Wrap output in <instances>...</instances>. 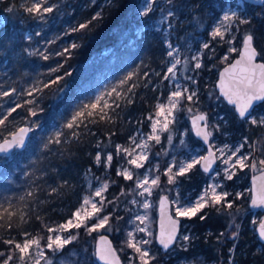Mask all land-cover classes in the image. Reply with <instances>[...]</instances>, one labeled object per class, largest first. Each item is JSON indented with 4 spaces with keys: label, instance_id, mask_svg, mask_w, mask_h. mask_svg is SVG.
<instances>
[{
    "label": "trees",
    "instance_id": "obj_1",
    "mask_svg": "<svg viewBox=\"0 0 264 264\" xmlns=\"http://www.w3.org/2000/svg\"><path fill=\"white\" fill-rule=\"evenodd\" d=\"M33 2L0 0V43L8 42V46L0 50V92L11 93L0 96V102L8 100L14 107L24 105L8 116L5 123L17 121L30 126L41 125L40 129L34 131L24 150H17L10 157H0V205L8 207L11 204L13 209L23 210L26 220V223H21L18 217H14L11 228L0 227V251L6 253L10 246L5 245L4 240L14 238L22 241L25 231L46 237L45 224L56 226L71 216L83 193L84 172L96 168L95 157L98 153L105 156L112 152L115 155L117 144L128 142L137 127L133 125L134 121L154 113L158 92L153 90V83L145 85V81H142L136 96L127 104L130 110L123 118L117 114L111 121L98 118L89 129L81 126L78 138H70L68 130L61 136L59 144L48 143L47 133L56 126L65 125L70 116L81 105L91 101L108 81L117 80V77L133 71L140 63H149L148 67H153L157 65V52L162 61L166 54L162 43L156 44L151 33L142 30L148 24L149 17L139 14L141 0H47V6H54L52 13L45 14L49 18L47 22L26 11ZM189 4H194L201 22L208 19L209 27L226 6V0H190ZM255 7L260 11L261 6ZM97 13L99 18L93 19ZM2 16H5V22L1 21ZM250 20V24L240 25L239 32H245V27L254 30L255 44L261 51L260 59L264 61V44L259 37L264 34V15L255 13ZM88 21L91 23L86 29L71 31ZM179 23L180 20H176V25ZM27 36H31L30 41L26 39ZM73 43L77 45L76 48L71 47ZM227 47L228 44L224 43L218 54L222 55ZM65 48L69 49L68 53L57 55ZM29 52L33 54L29 55ZM40 53L48 55L49 59L44 60ZM238 54L233 53L230 62ZM219 66L222 67V64ZM57 67L59 71L50 74V69ZM56 76H63L64 79L43 88L42 92H34L32 96L25 94L33 85L47 83ZM39 86L42 87V83ZM61 88L63 91H59ZM27 100H34L35 104L28 105L25 103ZM28 108H36L37 116H31ZM231 122L228 133L246 132L243 120L236 113H233ZM5 130L4 127L0 128L3 134ZM113 166L117 187L122 181L115 175L116 164ZM201 186V180L194 184L197 189ZM111 199L118 200L114 185L108 191V200ZM112 205L108 211H113L115 218L112 217L114 227L109 235L115 247L122 250L126 243L123 245L119 241L124 243L126 240L128 220H118L119 211L114 202ZM204 213L207 214L205 220H200L199 216L188 220L193 228L192 243L188 249L179 250L180 257H200L207 263L264 264V248L262 252L255 251V245L247 250L240 249L250 241L244 232L237 238L240 242L236 245L235 255L229 253L236 240L228 237V229L230 226L236 227L239 219L234 221V217L223 209L207 208ZM4 223L0 221V224ZM223 231H226V235L220 234ZM82 237L84 242L85 238L96 239L94 236ZM250 238L256 239L253 235ZM167 255V252L161 251L152 264H172L174 259L166 260Z\"/></svg>",
    "mask_w": 264,
    "mask_h": 264
},
{
    "label": "rangeland",
    "instance_id": "obj_2",
    "mask_svg": "<svg viewBox=\"0 0 264 264\" xmlns=\"http://www.w3.org/2000/svg\"><path fill=\"white\" fill-rule=\"evenodd\" d=\"M146 3L147 0H141V3L139 4V13L144 9V5ZM189 3L190 0H185L182 2L181 0H172L171 3H168V0H156V3L153 5V12L148 16L149 22L148 24L143 26L142 30L150 32L152 39L156 44L160 42L162 43V46L166 52L165 60L162 61V57L157 52V56L155 59L157 65L148 67L149 63H145L144 65L142 63L138 64V66L135 67L133 71L129 70L128 72H125L117 77V80L112 79L108 81L97 92V94H95L91 101H88L83 105L94 102L97 97H102L101 106H103L105 100L109 104H113V100L116 97V92H119L123 94V98L117 101L120 104V107L116 108L113 105L112 109H106L105 111H107L111 117L117 114L120 118H123L130 110L129 105H127L128 100L130 99L132 101L136 96V90L139 88L142 81H145V85L153 83V90H157L158 92V99L155 104V110L158 103H167L168 97L171 95L172 91L176 90L177 86H179L181 89L187 87L190 91L195 90L197 93V97L193 101L181 102L179 109L175 112V123L170 125L169 132H162L160 134V143L149 141L150 147L147 150L149 156L148 161L144 162V168L135 169V166L127 164V160L131 157H128L123 153L118 154L117 152L115 155L112 152H108L113 156L111 166L109 167L104 163L106 155L108 153L105 156L101 155V162L95 163L96 168L87 169L82 175L83 193L81 195L80 203L77 208L82 203L83 197L89 195L92 191H94L95 188L100 187L102 183L109 184L108 190L104 193V196L107 197L108 200V191H110V188L114 185L115 189H117L118 200L111 199V201H113L117 206V212L119 211L117 213L119 215L118 217L127 218L128 220V227L125 232L126 238L127 233L129 231H133L136 225H139L140 227L147 226L148 229L153 233V235L149 237L146 233H137L136 238L137 240L141 238L151 240V244L146 245L145 247L149 249L150 254L155 255V257L157 258V256L162 251L156 240L158 206L160 198L163 195H167L169 198H171V200H174L177 198L178 192L179 198L182 202L189 200L194 201L198 198L203 188L207 184L218 181L223 184L225 190L230 193H243L242 198L236 199L233 209H223L227 213H229L230 216L234 217V221L236 218L237 220L239 219V228H230V226L227 233V235H229L228 237L233 239L231 235L233 231H238L239 236L242 232H244V236H246V238H248L249 236L248 239L250 241L240 246V249L247 250L250 246L255 245V251L262 252L264 245L258 239L256 228L262 221L264 212L251 210L249 204L252 197L251 178L254 174L260 172L259 169L261 166L258 164V160L264 159V127H258L256 125H252L250 122H246L245 120H243L246 130L245 133H228L227 131L229 127L232 126L231 120L235 111L224 101L222 97H220L219 92L216 89V82L218 80L220 71L225 65L230 62L229 58H231L233 55V53H229L228 48L230 46H234L237 48L242 47L240 42L244 32H239L240 25L237 26L235 23H233L232 28L229 32V36L234 33L236 39L231 45L227 43V50L222 55L218 54V51L221 50L224 42H221L219 38L214 39L211 36V32L213 27L219 22V19H222L225 12L236 11L240 14H247L249 19H251V17L255 13L256 15H264V7L261 6V9L259 11L258 7L248 6L244 0H226V6L222 9L220 15L216 19H214L208 27V19L201 22L200 15L196 11L194 4L190 5ZM169 10L174 11L176 13V16L169 17L167 21L160 23L162 17L166 16ZM48 19V16H44V18L40 20L47 22ZM176 20H180L179 25H176ZM1 21H6L5 16L1 17ZM169 24H171V27H169ZM235 26L237 29H235ZM244 30H248V27H245ZM259 37L264 44V34L260 35ZM227 38L228 37H226V39ZM205 43L209 44V48L205 49L203 47ZM169 44L172 45V49H169ZM174 49H178L175 58L180 59L181 64H178L176 66L175 78L165 80L164 76L167 75V69L171 67L174 59L173 57H169L167 53L168 51ZM196 56L200 57V62L202 63V67L200 69L194 68L196 60H194L193 57ZM225 56L228 57L227 60L223 59ZM185 61H187V63H185ZM219 64H222V67H220ZM129 76H131V79H128ZM186 77H192L196 81V83L193 84L192 81L187 79ZM133 85H135V87H132ZM113 89H115L116 92H113ZM129 89L131 90L129 91ZM221 99H223V101ZM12 107L14 106H11V102L8 100L0 102V119H3ZM80 107L76 111H78ZM188 108H191L192 111H187ZM201 112H205L208 115L209 130L212 133L211 144L214 145L213 148L215 149V151L217 148H224L225 145H228L234 150L236 147L243 144L244 147L240 149L241 153L245 155H251L252 161L250 162H257V169H241L237 172V175L233 178V180L227 181L222 177L224 175V169L228 167V165L223 164L221 160L218 159L217 168L211 175L205 174L200 169V166H197L192 170L191 173L188 174L187 177H178V184L174 185L167 183V176L163 173H165L167 166H169L173 160H175L179 164L180 162L188 160L190 155L203 156L207 153L206 146L194 136L190 125L191 116ZM154 113L146 115L144 119L134 121L133 125L137 127L130 135L128 142L126 144L117 145H122L127 148L134 147V145L132 144V137H135L137 142L143 141L146 138L147 134L151 132L152 122L149 121L147 117L149 115L154 116ZM72 115L67 120V122L71 120ZM252 115L257 117L260 115H264V104L256 108ZM94 119L97 122L98 116ZM96 122L93 123L89 120H85L84 124H81L80 127H85L84 125L86 124V129H89ZM25 125L26 124H19L17 121H13L10 124L5 123L4 128H6V130L3 134L2 139H0V142L3 141V138H9V133L14 132L18 128ZM38 125L39 127H36L35 125L31 126V128H33L32 135L34 134V131L41 128V125ZM79 128L75 129L77 133ZM68 130H70V138H72L73 130L64 127V125H60L56 126L53 130L48 132L46 135V139H54L57 132H61L63 135L64 132ZM169 136H171V142H169ZM181 141H183V143H181ZM136 151L139 152L140 150L136 149ZM16 152L17 151H15L14 154H16ZM115 164V175L117 177H120L122 181L120 184H117V187L116 181H114L113 178V165ZM156 165L159 166V172H155L154 166ZM150 167L153 168V173L151 175H160V186L154 189L152 196L146 197L150 201L152 206L148 209H144L140 206L139 202L145 199V197H140L138 195V192L142 189L136 188L134 180H125L117 173L122 169H129L134 170V176L137 173L142 176ZM217 171L220 172V176L215 175ZM201 173L204 174L205 177H202ZM203 178L205 179L203 180ZM200 180L202 181V186L200 189H197L194 187V184L199 182ZM232 198L233 197H229V199ZM96 199L98 200L99 197H97ZM134 199L137 200L138 203H131V201ZM105 203L106 207L104 209V214H111L112 217L115 218V213H113V211H108L113 205L108 204L107 201ZM237 208H239V211H236ZM145 214L147 215L148 219L145 221V224L141 225L138 220H135V217L137 215L144 216ZM182 219H184V224L181 234L176 245L167 252L168 255L166 256V260L174 259L172 264H223L222 261L216 263H207L203 258L200 257H198L197 259H190L182 256L180 257L179 250L188 249L190 244L192 243L191 231L193 229L188 222L189 219ZM133 221H135V223H133ZM91 222L92 221H90V223ZM112 222L113 219H111L110 221V229H113L114 227V225H112ZM72 231L76 232L77 230L73 229ZM78 231L79 238L74 241L73 244L66 246V248L62 252L53 254L51 250H48L46 248L44 249L46 255L52 260L53 264H100L96 258L97 239L104 234L110 236L111 230L101 229L91 234H89L84 228H81ZM115 233L118 232L116 231ZM221 233H223V235H226V231H223ZM32 235L39 236L36 234ZM47 235H49V233ZM65 235H67V233H65ZM84 235L85 237L94 236V238L96 239L95 241H93L90 240L89 237L85 238L86 241L84 242L83 237L81 238V236ZM183 235L190 236L191 240L184 241L182 239ZM252 235L255 236L256 239L250 238L252 237ZM235 240L236 242L233 243L229 251V253L232 255H235L237 247L236 245L240 242V240H237V238ZM125 241L124 243H122L123 241L119 242L124 245ZM41 244H44L43 240L41 241ZM77 244L80 247L77 246ZM116 250L121 257L123 264H130L131 258L136 255L134 251L127 246L122 250L116 247ZM13 261L11 262V264H18L15 259ZM41 264H45V262L42 260ZM133 264H139L138 260L134 261Z\"/></svg>",
    "mask_w": 264,
    "mask_h": 264
},
{
    "label": "snow or ice",
    "instance_id": "obj_3",
    "mask_svg": "<svg viewBox=\"0 0 264 264\" xmlns=\"http://www.w3.org/2000/svg\"><path fill=\"white\" fill-rule=\"evenodd\" d=\"M172 0H168V3H171ZM156 3V0H147V3L144 5V9L140 11V16L147 17L150 13L153 12V5ZM264 7V0H261V5ZM199 7V6H197ZM26 11L29 14H34L40 19H43L45 14L52 13L54 11V6H47V0H34L31 3V6L27 7ZM163 11V10H162ZM176 13L172 10L167 12V15L162 17L160 23H163L168 20L169 17H175ZM99 18V13L93 17V19ZM91 21L87 23H81L78 27L71 29V31L76 32L88 27ZM233 23L238 25H247L251 23V20L247 14H240L236 11L225 12L222 19H219V22L213 27L211 36L216 39L219 38L221 42L228 43L231 45L236 36L233 33L229 36V32L232 28ZM171 27V24H169ZM39 35V33H37ZM226 37H228L226 39ZM27 40H31V36L26 37ZM254 30H246L241 38L242 47L237 48L230 46L228 48L229 53H239V59H236L234 63H229V66L224 69V72L220 75L219 80V89L220 94L223 95L230 104L235 106L236 111L239 114L241 119H244L246 122H250L252 125L258 127H264V115L253 116L252 111L256 106L264 104V62H257V58L261 55V51L257 50L255 46ZM8 46L7 41L0 43V50ZM72 48H76L77 45L73 43ZM169 49H172V45H168ZM205 49L209 48V44L205 43L203 45ZM27 52V49H25ZM69 49L65 48L63 52L57 53V55H65L68 53ZM178 49L168 51L167 55L173 57V62L171 67L167 69V75L164 76V79L175 78L176 66L181 64V60L176 57ZM214 52V49H213ZM29 55L33 53H28ZM44 60H48L49 56L40 53ZM196 60L194 65L195 69H200L202 63L200 62V57H193ZM227 60L228 57L223 58ZM187 63V61H185ZM62 67V66H61ZM59 71V68H51L50 74ZM70 75V73H66ZM191 80L193 84L196 81L192 77H186ZM64 79L63 76H56L55 79L50 80L47 83L39 82L36 85L28 90L25 94L32 96L34 92H42L43 88H48L52 84H58ZM131 79V76L128 77ZM42 83V87L39 84ZM132 87H135L133 85ZM131 89H129L130 91ZM15 92V89H12ZM63 91V89H59ZM116 92L115 89L112 90ZM9 92H0V96H9ZM111 95V94H109ZM197 97L195 90L190 91L187 87L181 89L177 86L176 90L171 92V95L167 99V103H158L156 105V110L153 115H149L147 119L151 121V132L147 134L146 138L137 142L135 137H132V144L134 147L127 148L122 145L116 146L117 153H123L124 155L131 157L127 160V164L135 166V169H141L145 167L146 161H148V149L150 147L149 141H155L160 143L161 133L169 132L170 125L175 123L176 117L175 112L179 109L182 101H193ZM123 98V94L116 92V97L113 100V104H109L106 100L101 106L102 97H97L94 102H90L86 105H82L80 109L72 115L70 121H68L64 127L72 129V135L77 136L78 133L75 131L76 128H79L81 124H84L85 120L90 122H96L94 119L98 116L99 120H108L111 121L112 117L108 114L106 109H112L114 107H120V104L117 102L119 99ZM132 101L129 99L128 103ZM28 105L35 104L34 100H27L25 102ZM24 105L17 104L15 107L10 108L7 115L3 119H0V128L5 126V122L8 119V116H11L12 113L16 112L17 108L23 107ZM42 111V109H40ZM187 111L191 112L192 109L188 108ZM28 112L31 116H37L36 108H28ZM92 118V119H90ZM204 121L203 126L201 127L198 122ZM193 124L197 127V135L202 137L205 142L208 141L211 136V131H209V125L207 123V116L205 114H198L193 119ZM39 127L38 124L35 125ZM87 126L86 124L84 125ZM218 127V126H213ZM33 131L31 127H20L16 131L9 133L10 139L3 138V143H0V153H9L12 149H24L26 147V138L28 133ZM61 132H57L54 139H49L48 143H61L60 136ZM3 136V133L0 132V137ZM169 142H171V136L168 137ZM247 142V141H246ZM183 143V141H181ZM47 147V144L45 145ZM214 145H209L207 155H190L188 160L180 162L179 164L173 160L169 166H167L164 175L167 176L168 184H178V177H187L189 173L192 172L197 166H200L205 173L211 172L212 166L217 159L225 165H228L224 169L223 179L227 181L233 180L237 175V172L241 169L251 168L257 169V162L252 161L251 155H245L241 153L240 149L244 147L243 144L236 147L234 150L228 145H225L224 148H217L216 151H212ZM136 149L140 151L137 152ZM227 149V151H226ZM96 162H101V155L98 153L95 157ZM113 156L111 153H108L105 158V165L111 166ZM258 164L261 166V176L259 179L262 181L259 188L256 190L254 198L251 200L253 207L264 208V159L258 160ZM155 172H159V166H154ZM175 169V171H174ZM153 173V168L150 167L146 172L141 176L140 174H135L134 170L122 169L118 171V175L122 176L125 180L133 181L136 185V188L142 189L138 192L140 197H145L142 201L139 202L140 206L144 209L150 208L152 205L146 197L153 195L154 189L160 186V175H151ZM216 176H220V172L215 173ZM67 183V182H65ZM109 184L102 183L100 187H97L89 195H86L82 199L80 206L71 214L64 223L58 224L55 227L44 225L46 228L47 235L46 237L42 236H33L32 233L23 232L22 235L25 237L22 241H17L14 238H9L3 241L5 245L10 246L8 252L0 251V264H11L15 259L18 264H41L43 260L45 264H53L52 260L46 255L44 249L51 250L53 254L62 252L66 246L73 244L79 238V229L84 228L89 234L97 232L101 229L110 230L112 219L111 214H104V209L106 207V201L108 204H112L113 201L107 200V197L104 196V193L108 190ZM52 191H56L53 189ZM123 194V193H122ZM32 195V193H29ZM99 197L97 200L96 198ZM229 197H233L229 199ZM243 193L236 192L235 194L230 193L225 190L224 185L220 182H214L207 184L197 199L194 201H181L179 198V193L177 192V198L169 201L167 196H165L161 201V212L167 217V227L164 226V222H161V229L159 233V243L163 246L164 249H168L172 244L176 243L177 236L180 226V218L192 219L193 217L199 216L200 220H205L207 214L204 213L206 208H214L217 211L222 209H233L235 201L237 198H242ZM131 203H138L137 200H132ZM170 209V212H169ZM239 211V208L236 209ZM18 217L21 223H26L25 213L20 210L13 209V206L9 204L8 207L0 205V221H5L4 224H0V227H12V219ZM39 219V217H38ZM117 219H123V217H117ZM148 219L147 215L144 216L137 215L135 220H138L141 225L145 224V221ZM90 221H92L90 223ZM135 223V221H133ZM236 228H239V225H236ZM77 230L73 232L72 230ZM67 233V235H65ZM137 233H146L149 237L153 233L148 229L147 226L140 227L136 225L133 231L127 233L126 246L134 251L136 254L130 260V264H133L134 261L139 262V264H152L156 259L155 255L150 254L146 245L151 244V240L148 239H139L137 240ZM223 235V233H221ZM233 239L238 238L239 232H232ZM259 236L261 240H264V222L260 223ZM182 239L184 241H190L191 237L188 235H183ZM44 241V244H41V241ZM96 255L100 259L104 260L106 264H120L119 257L116 255V250L112 247L111 241L108 240L107 236H100V246L97 249Z\"/></svg>",
    "mask_w": 264,
    "mask_h": 264
},
{
    "label": "water",
    "instance_id": "obj_4",
    "mask_svg": "<svg viewBox=\"0 0 264 264\" xmlns=\"http://www.w3.org/2000/svg\"><path fill=\"white\" fill-rule=\"evenodd\" d=\"M244 1H245L246 3H248V4H252V5H255V6H260V5H261V0H244ZM255 46H256V44H255ZM256 47H257V46H256ZM257 50L259 51L258 48H257ZM236 59H239V54H238V55H237V56L231 61V63H234ZM257 62H264V61L261 60V59H260V56H259V57L257 58ZM228 66H229V63H228L227 65H225V66L221 69L220 74H219V77H218V80H217V82H216V89H217V91L219 92L220 97H222V98L224 99V101H225L229 106H231V107L234 109V111H235L236 115L238 116V118H239L240 120H244V119H241V118L239 117V114H238V112L236 111L235 106L232 105V104H230V103L228 102V100H227L223 95L220 94V89H219V86H218V85H219V80H220V75H221V73L224 72V69L227 68ZM261 105H262V104H261ZM259 106H260V105H259ZM259 106H256V107L254 108V110L252 111V114H253V112L256 110V108H258ZM198 114H205V115L207 116V123H208V115H207V113H205V112H201V113H197V114L191 116V118H190V125H191L192 132H193L194 136H195L200 142H202V144H204V145L206 146V148H207V153H206V155H207V154H208V148H209V145H212V144H211V141H212V134H211V136L209 137V139H208L207 142H205V141L203 140L202 137H200V136L197 135V127H196V125L193 124V119H194V117H195L196 115H198ZM198 124L202 127L203 124H204V121H199ZM208 125H209V124H208ZM23 127H31V126H29V125H25V126H23ZM208 130H209V129H208ZM209 131H210V130H209ZM31 136H32V131L28 133V136H27V138H26V142H25V143H26V147H27L28 144H29V141H30V139H31ZM10 138H11V137H9L8 139H10ZM0 143H3V141H1ZM26 147H25V148H26ZM25 148H24V149H25ZM24 149H12L9 153H0V157H5V156H6V157H9V156H12V155L15 153V151H17V150H24ZM212 151L215 152V149L212 148ZM217 164H218V159L215 161V163H214L213 166H212V169H213V170H212L211 172H209V173H205V172L202 170L201 167H200V169H201L205 174H207V175H211V174L215 171V169L217 168ZM261 174H262L261 171H260V172H257V173L254 174V175L252 176V178H251V182H252V197H251V200H252V198H254L255 193H256V190L259 188L260 184L262 183V181L259 179V177L261 176ZM165 196H167V195H163V196L160 198V201H161ZM167 198H168L169 201H172L171 198H169L168 196H167ZM251 200H250V204H249L251 210H253V211H262V212H264V208L253 207L252 204H251ZM160 201H159V206H158L157 239H156V240H157V244L161 247L162 251H163V252H168L169 250H171V249L176 245V243H177V241H178V239H179V236H180V233H181V230H182V226H183V224H184V221H183L182 218H180V226H179V232H178V236H177V241H176V243L172 244L168 249H164L163 246L159 243L158 237H159V233H160V229H161V222H162V221L164 222V226L167 227V217H166V215L162 214V212H161ZM169 212H170V209H169ZM261 222H264V217H263V219H262ZM261 222H260V223H261ZM260 223H259V225H258L257 228H256V233H257V235H258V239H259V241L264 245V240H261V238H260V236H259ZM101 236H102V235H101ZM103 236H107L108 240L111 241V245H112V247L116 250V247H115V245H114V242H113L112 238H111L110 236H108V235H105V234H104ZM99 246H100V237L97 239V243H96V252H97V249H98ZM116 255L119 257L120 264H123V261H122L121 257L119 256L117 250H116ZM96 258H97V260H98V262H99L100 264H106V262H105L104 260L100 259L98 255H96Z\"/></svg>",
    "mask_w": 264,
    "mask_h": 264
},
{
    "label": "flooded vegetation",
    "instance_id": "obj_5",
    "mask_svg": "<svg viewBox=\"0 0 264 264\" xmlns=\"http://www.w3.org/2000/svg\"><path fill=\"white\" fill-rule=\"evenodd\" d=\"M234 59V58H233ZM230 63V62H229ZM183 221H184V219H183ZM183 227V226H182ZM182 231V230H181ZM181 234V233H180Z\"/></svg>",
    "mask_w": 264,
    "mask_h": 264
}]
</instances>
